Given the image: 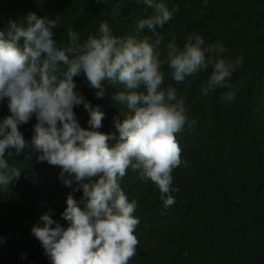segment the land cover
<instances>
[{"label": "trees", "instance_id": "1", "mask_svg": "<svg viewBox=\"0 0 264 264\" xmlns=\"http://www.w3.org/2000/svg\"><path fill=\"white\" fill-rule=\"evenodd\" d=\"M161 2L179 9L157 28L164 37L162 57L173 35L182 47L195 33L205 47L223 45L225 51L214 54L213 62L239 56L243 63L226 81L231 88L218 87L206 96L194 91L206 83L211 65L186 77L180 86L163 67V86L175 88L186 107L187 123L176 135L186 163L172 171V187L178 191L171 193L175 203L168 208L157 185L142 180L139 170L129 168L120 179L129 201H136L134 215L139 219L134 232L139 243L128 264H264V0ZM29 12L50 19L59 16L53 38L60 44L68 42L69 30L77 32L81 42L89 35L99 36V25L105 21L115 37L154 39L147 29L137 31L138 21L152 13L144 0H0V31L7 29L9 20L22 22ZM73 79L84 98L104 112L97 130L118 137L113 121L128 111L114 98L122 85L105 78L98 98L83 72ZM229 90L235 91V98L225 101L221 97ZM73 110L79 124L88 128L83 105ZM9 114L7 101H0V120ZM35 123L33 114L19 125L29 142ZM35 155L26 149L19 156H6L21 174L8 188L0 186V264H51L31 227L42 226L44 213L66 227L61 213L67 193L78 201L83 195L61 182L58 166L38 162Z\"/></svg>", "mask_w": 264, "mask_h": 264}, {"label": "clouds", "instance_id": "2", "mask_svg": "<svg viewBox=\"0 0 264 264\" xmlns=\"http://www.w3.org/2000/svg\"><path fill=\"white\" fill-rule=\"evenodd\" d=\"M144 3L152 13L136 27L151 32L152 40L115 37L105 21L99 25V36L89 35L81 42L79 34L69 30L68 42L60 44L53 38L59 16L50 19L34 12L20 23L9 20L7 29L0 31V101H7L10 113L0 120V186L8 188L21 174V168L10 166L6 156H19L30 149L38 162L61 169L59 179L65 186L83 194L78 201L67 193L61 213L66 227L48 213L40 216L42 226L31 227L51 264H128L139 243L134 235L139 219L134 215L136 201H129L120 179L129 168L139 170L142 180L157 185L168 208L175 203L171 193L178 191L172 187V171L186 163L176 138L187 123L186 107L175 88L163 86V67L167 66L180 86L186 77L211 65L206 83L194 91L206 96L218 87L231 88L226 81L243 63L239 56L213 62L214 54L225 51L223 45L205 47L195 33L186 37L182 47L173 35L162 57L164 37L157 28L173 18L178 5L169 8L161 0ZM81 72L98 90V98L105 78L122 85L114 98L128 111L113 121L118 137L97 130L104 112L77 90L73 77ZM221 98L232 101L235 91ZM79 105L89 114L88 128L79 124L73 110ZM33 114L36 123L29 142L19 125ZM113 139L116 143L110 146ZM21 258H26L23 253Z\"/></svg>", "mask_w": 264, "mask_h": 264}]
</instances>
